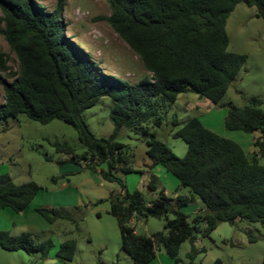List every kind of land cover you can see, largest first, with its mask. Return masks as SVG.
Masks as SVG:
<instances>
[{
  "label": "trees",
  "instance_id": "obj_1",
  "mask_svg": "<svg viewBox=\"0 0 264 264\" xmlns=\"http://www.w3.org/2000/svg\"><path fill=\"white\" fill-rule=\"evenodd\" d=\"M113 29L141 57L150 76L139 82L105 72L98 62L71 36L64 20L66 0H57L48 10L39 0H0L3 15L0 32L17 54L18 76L8 81L0 75L5 102L0 104V119L25 113L41 123L63 120L78 131L82 152L67 142H54L57 152L71 155V161H89L106 180L118 181L119 173L134 172V157L124 151L117 136L123 127L149 135L147 155L153 165H161L175 175L191 194H178L176 200L161 188L147 200L145 194L113 191L109 196L110 213L117 217L121 247L133 264L153 261L157 249L178 262L183 242L189 240L192 250L187 264L196 262L194 245L198 234L210 235L222 221L235 223L247 218L264 224V110L256 100L238 107L230 106L225 125L230 130L248 133L260 131L249 155L238 142L207 127L192 117L179 127L173 119V135L188 144L184 156L177 155L157 137L156 127L164 123V108L176 102L179 95L192 89L202 97L219 103L230 84L244 66L247 55L228 49L227 19L239 2L257 7L264 19V0H108ZM8 55L0 52V69H6ZM104 95L114 106L110 118L114 130L108 137H98L83 117V112ZM149 189L157 192V176L151 174ZM41 186L34 180L16 183L9 176L0 177V208L16 212L30 205ZM205 205L192 220L183 207L192 196ZM38 211L50 222L62 217L59 211L41 207ZM136 217L164 218L163 230L141 234L131 225ZM201 224L204 226L202 227ZM0 243L9 250H41L46 256L51 240L33 244L27 233L12 235L0 230ZM75 239L61 243L58 256L74 259Z\"/></svg>",
  "mask_w": 264,
  "mask_h": 264
},
{
  "label": "rangeland",
  "instance_id": "obj_2",
  "mask_svg": "<svg viewBox=\"0 0 264 264\" xmlns=\"http://www.w3.org/2000/svg\"><path fill=\"white\" fill-rule=\"evenodd\" d=\"M39 1L48 10H53L57 3V0ZM111 12L108 0H66V33L105 72L137 83L151 73L141 57L111 26L107 19ZM2 15L0 8V17ZM3 25L0 22V28ZM226 31L229 37L228 49L246 54L247 60L223 99L214 103L188 88L176 102L164 108V123L154 129L157 137L181 157L186 154L188 144L173 135L174 117L179 120V127L190 118L198 117L210 129L241 144L249 155L256 149L253 140L255 135L228 129L225 118L230 106L241 107L251 100H256L264 110V19L258 16L256 6L239 2L227 19ZM0 52L6 53L9 58L6 69H0V75L13 81L18 76L20 62L1 32ZM4 102L5 91L0 82V104ZM113 106V99L104 95L83 112L85 121L98 137H108L114 130L110 118ZM148 138L149 135L143 131L126 127L117 136L118 141L125 144L124 151L134 157L132 166L135 171L119 173L125 184L123 190L133 192L139 189L147 200L156 197L162 187L167 189V195L174 200L178 194H191L189 188L181 186L179 179L161 165H157L158 169L152 168L158 176L157 192L149 189L152 159L147 155ZM54 142H67L78 152L84 150L76 128L63 120L53 119L41 123L25 113L0 119V177L9 176L16 183L34 180L42 187L26 217H16L14 225L9 226L12 227L11 232H8L12 235L27 233L33 244L48 239L57 244L67 239H76L78 244L74 260L61 259L63 264H132L131 256L121 247L117 217L110 213V192H122L120 183L100 181V177H96L98 169L86 166L89 161H71V155L56 151ZM259 160L264 164V157ZM80 190L85 193L81 194L82 202L77 207ZM52 201L56 205L50 206ZM38 207L54 208L62 217L49 223L36 210ZM202 207L201 198L195 195L183 210L192 220ZM3 211L0 208V218ZM14 214L21 216L20 213ZM28 218H31L32 223ZM23 221H26V225L22 224ZM165 224L164 218L157 217H149L147 221L134 217L132 222L138 233L147 235L163 230ZM194 245L197 249L196 262L199 264H264V224L247 218L233 224L222 221L210 235L199 233ZM51 249L50 255L55 258L56 248ZM191 250V241L183 242L177 262L161 246L157 249L156 258L149 264H187V255ZM20 252L29 257L26 259L28 264H54L55 261L46 259L41 250Z\"/></svg>",
  "mask_w": 264,
  "mask_h": 264
},
{
  "label": "crops",
  "instance_id": "obj_3",
  "mask_svg": "<svg viewBox=\"0 0 264 264\" xmlns=\"http://www.w3.org/2000/svg\"><path fill=\"white\" fill-rule=\"evenodd\" d=\"M181 95V94H180ZM179 95V96H180ZM179 98V97H178ZM253 134L255 135L254 136V139L253 140H255V138L256 137H258V136H260L261 135V133L259 132V131H255V132H253ZM255 146V145H254ZM256 150V149H255ZM254 150V151H255ZM150 170H152L151 172V174H155V172H154V170H155V168H157L158 169V166L157 165H153L152 166V164H150ZM154 170H153V169ZM100 167L98 168V170L96 171V177H100L99 179H100V181H103L104 183H106V182H109V183H111V182H113V181H110V180H106V179H104L103 177H102V175L100 174ZM156 175V174H155ZM157 176V175H156ZM95 180H96V178H95ZM97 181V180H96ZM157 181H158V176H157ZM103 182H101V184L103 183ZM66 186V185H65ZM163 188H165V187H163ZM41 189H42V187L40 188V190L38 191V193L41 191ZM113 191H111L110 193H112ZM125 191L123 190L122 191V193H124ZM38 193L35 195V197H34V199L36 198V196L38 195ZM79 193V197H77V201H76V204H77V207L80 205V201H81V199H82V195L81 194H84L85 193V191H81L80 190V192H78ZM156 193V192H155ZM165 193L167 194L168 193V191H167V189L165 188ZM80 196H81V199H80ZM34 199L32 200V202L34 201ZM84 200V199H83ZM32 202L30 203V205L28 206V207H26L24 210H22V211H20V212H16V211H14L13 209H11V208H9V207H6V208H1V209H4V211L3 212H1V213H3L2 214V218H0V230H4V231H10L11 232V230H12V227H9L11 224H13L14 225V223H15V220H16V217H20L21 219L23 218V216H25L26 217V215H27V213H28V211H29V209H30V206H31V204H32ZM82 202V201H81ZM50 206H53V205H56V203H54V201H52V203H50L49 204ZM62 206H64V205H62ZM39 208H41V207H38L36 210L38 211V209ZM46 208H48V207H46ZM184 208V207H183ZM204 208H205V205H204V203H203V207L201 208V211L202 210H204ZM6 209H11V211L10 210H6ZM49 209H51V208H49ZM54 209V208H53ZM39 212V211H38ZM14 213H20V215L21 216H17V215H19V214H14ZM40 213V212H39ZM41 214V213H40ZM42 215V214H41ZM43 216V215H42ZM44 217V216H43ZM19 218V219H20ZM29 219V221H30V223H32V220H31V218H28ZM44 219L46 220V221H48L45 217H44ZM49 223H53V222H50V221H48ZM132 222H133V219L131 220V225H132ZM22 224H24V225H26V221H23V223ZM48 240H51V239H48ZM76 240V239H75ZM77 241V240H76ZM51 247H50V249L48 250V254L46 255V256H44L46 259L47 258H49V259H52V260H55L54 261V264H63V261L61 260L62 258L60 257V256H58V251H59V249H60V246H61V242H58V244L57 243H54L52 240H51ZM77 244H78V242H77ZM56 248V256H55V258L53 257V256H51L50 255V253H51V251L53 250V249H51V248ZM22 250H24V249H18V250H9V249H6V248H4L2 245H1V243H0V264H28L27 263V261H26V259L27 258H29L28 256H25L24 254H22L20 251H22ZM26 251V250H25ZM76 251H77V247H76ZM28 252V251H27ZM75 254H76V252H75ZM156 256H157V254H156ZM74 258H75V256H74ZM156 258V257H155ZM172 258V257H171ZM174 259V258H173ZM64 260V259H63ZM74 260V259H73ZM73 260H71V261H73ZM133 264V263H132ZM149 264V263H148Z\"/></svg>",
  "mask_w": 264,
  "mask_h": 264
}]
</instances>
